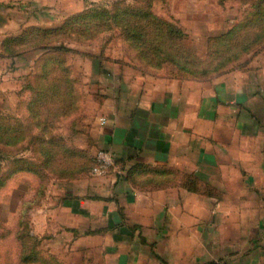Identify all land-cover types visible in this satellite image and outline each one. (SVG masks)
<instances>
[{"label":"crops","instance_id":"1","mask_svg":"<svg viewBox=\"0 0 264 264\" xmlns=\"http://www.w3.org/2000/svg\"><path fill=\"white\" fill-rule=\"evenodd\" d=\"M28 2L0 0V52L29 25ZM259 14L248 51L216 72L75 62L93 93L86 139L118 169L61 186L54 222L77 247L112 264H264V0ZM25 55L0 53V113L13 110Z\"/></svg>","mask_w":264,"mask_h":264},{"label":"rangeland","instance_id":"2","mask_svg":"<svg viewBox=\"0 0 264 264\" xmlns=\"http://www.w3.org/2000/svg\"><path fill=\"white\" fill-rule=\"evenodd\" d=\"M140 1L143 0H29L26 6L30 14L28 26L54 27L68 16L88 10H107L109 14L114 6L140 8L145 5ZM150 11L159 21L176 26L180 43L200 53L201 50H208L206 43L208 38L214 36L212 34H224L234 25V21L245 20L242 17L248 12V0H152ZM100 21L104 23L100 22V25L104 26L89 39H63L61 42V45L69 49L63 58L74 78L77 98L73 111L56 121L51 130L61 137L68 148L85 155V159H91L96 151L90 148L86 132L84 133L94 118L88 98L93 93L83 82L75 62L83 56L118 55L148 67L144 60L137 58V52L125 39L122 28L116 22L110 19ZM51 44L58 45L59 42L53 41ZM40 52L37 50L25 55V73L23 76L20 74L23 83L14 91L16 101L13 110L0 113V116H23L20 113L24 112L23 102L30 96L26 89L27 75ZM159 64L163 66L158 70L171 73L176 70L171 64L164 65V61ZM21 158L37 164V172L25 169L18 171L20 165L16 161ZM38 161L32 148L24 142L15 147L0 144V264H112L111 260L102 261L99 250L95 248L77 247L73 243L75 237L54 222L53 212L60 197L61 186L86 175L91 176L89 170L78 176L69 175L70 173L56 175L49 169H42ZM74 163H77L75 158L74 161L65 163L55 162L54 166H66L70 170L75 166ZM14 169L16 171L9 174ZM30 254L35 256V260L23 262L25 256Z\"/></svg>","mask_w":264,"mask_h":264},{"label":"trees","instance_id":"3","mask_svg":"<svg viewBox=\"0 0 264 264\" xmlns=\"http://www.w3.org/2000/svg\"><path fill=\"white\" fill-rule=\"evenodd\" d=\"M151 1H140L145 4L140 8L114 6L109 14L107 10L84 11L70 15L61 24L49 28L30 25L2 41L1 54L13 56L37 50L41 52L34 59L27 75L26 89L30 96L23 102L24 112H20L23 116H0V144L15 147L21 142L26 143L39 159V166L56 175L70 173L69 175L78 176L90 169L92 157L85 159V155L68 148L61 137L51 130L56 121L73 111L77 98L74 78L63 58L69 49L61 45V42L63 39H89L104 26L100 25L104 24L100 21L102 19H110L122 28V34L137 52V58L144 60L150 69L158 70L163 66L159 63L164 61V65L171 64L176 71L188 74H207L221 70L228 62L248 51L249 38L256 37L248 35V24L253 28L260 27L258 0L250 5V18L248 12H245L242 17L244 21H237L224 34L208 38L206 48L209 51L197 54L180 43L176 26L156 18L150 11ZM53 41L59 44L50 45ZM225 61H228L227 64ZM74 158L77 163H74L75 166L72 164L74 167L70 170L66 166H54L55 162L65 163L74 161ZM16 163L20 165L18 171L25 169L37 172V164L22 158ZM15 171L11 170L9 174ZM33 260L35 256L30 254L25 256L23 262Z\"/></svg>","mask_w":264,"mask_h":264},{"label":"built area","instance_id":"4","mask_svg":"<svg viewBox=\"0 0 264 264\" xmlns=\"http://www.w3.org/2000/svg\"><path fill=\"white\" fill-rule=\"evenodd\" d=\"M98 122L99 124H104L105 119L100 117ZM110 170L118 172L111 153L108 150H96L92 156V166L89 169V174L91 176H102Z\"/></svg>","mask_w":264,"mask_h":264}]
</instances>
